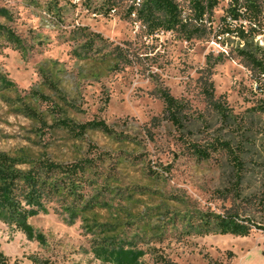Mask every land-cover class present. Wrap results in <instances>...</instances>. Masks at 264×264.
Masks as SVG:
<instances>
[{
    "label": "rangeland",
    "instance_id": "rangeland-1",
    "mask_svg": "<svg viewBox=\"0 0 264 264\" xmlns=\"http://www.w3.org/2000/svg\"><path fill=\"white\" fill-rule=\"evenodd\" d=\"M143 1L0 0L6 13L0 24L18 38L0 37V153L96 164L78 196H52L29 219L43 241L0 220V251L10 264H112L95 247L113 236L147 251L142 264H157L159 255L176 264H264V229L198 234L187 223L198 212L264 216L258 203L264 196V0H258V33L248 42L215 35L229 0H218L205 32L192 38L180 31L148 34L135 13L128 16ZM176 1L183 16L193 17L189 0ZM81 27L102 36L91 51ZM116 47L131 63L113 69ZM209 82L230 119L209 104ZM159 88L188 103L193 117L185 129L162 119ZM61 119H103L118 136L88 130L78 137ZM221 141L241 147V179ZM191 143L209 156L197 157ZM110 225L116 231L104 232Z\"/></svg>",
    "mask_w": 264,
    "mask_h": 264
},
{
    "label": "trees",
    "instance_id": "trees-1",
    "mask_svg": "<svg viewBox=\"0 0 264 264\" xmlns=\"http://www.w3.org/2000/svg\"><path fill=\"white\" fill-rule=\"evenodd\" d=\"M193 17L183 16V10L176 0H145L139 7L131 5L128 16L133 13L138 20L146 26L148 34L157 31H180L186 38H192L205 32L203 22L206 16H212L213 10L218 6V0H189ZM113 3L105 11L109 15ZM0 12V16H5ZM262 8L258 0H229L227 13L216 27L215 35H235L241 40L248 42L249 38L258 33L257 24L260 22ZM235 21H241L234 24ZM243 21H247L245 25ZM80 30L86 36L83 46H90L87 52L93 50L96 40L102 38L99 33L81 27ZM6 36L8 40L16 42L18 38L13 31L5 29L0 24V37ZM115 63L113 69L120 68L131 63L126 58L120 47H116ZM88 54V53H87ZM247 58L255 61V56L243 51ZM87 58V57H86ZM158 96L164 103L162 119L171 122L177 129L183 130L192 121L188 103L183 98L172 94L169 88H159ZM204 92L212 108L224 119L231 118L226 101L216 98L213 83L209 82L204 87ZM159 118H154L158 120ZM61 125L75 136H84L88 130H100L108 136L117 137L115 129L103 119H94L84 123H76L72 120L61 119ZM221 147L227 152L233 167L237 171L238 178L241 175L244 161L242 159L241 147L234 146L229 141H221ZM192 152L199 158L209 156V151L199 144H189ZM28 164L27 168L19 167ZM96 167L92 159L83 158L70 162H56L49 158L26 159L12 158L0 153V220L16 225L22 229L29 238L43 241L40 233H37L29 223L32 216L37 215L45 208V202L52 196L76 197L81 192L79 188L86 180L89 170ZM240 196V195H239ZM82 198V195L80 196ZM264 211V196L258 202ZM188 228L190 232L198 234H232L236 236H247L253 229H264V216L256 220L250 215H244L239 210L226 212H198L194 219L189 216ZM115 232L113 226L105 227L104 232ZM147 251L139 249L132 239L120 238L118 236L105 237L95 247L98 258L112 264H142V258ZM157 264H176L170 258L159 255ZM213 264H223L214 260ZM0 264H10V259L0 251Z\"/></svg>",
    "mask_w": 264,
    "mask_h": 264
},
{
    "label": "built area",
    "instance_id": "built-area-1",
    "mask_svg": "<svg viewBox=\"0 0 264 264\" xmlns=\"http://www.w3.org/2000/svg\"><path fill=\"white\" fill-rule=\"evenodd\" d=\"M134 14V13H133Z\"/></svg>",
    "mask_w": 264,
    "mask_h": 264
}]
</instances>
